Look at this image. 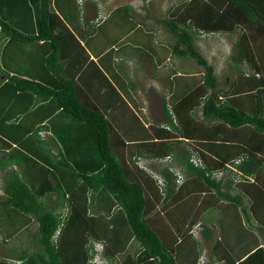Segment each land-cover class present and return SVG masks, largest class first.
<instances>
[{"label":"trees","instance_id":"trees-1","mask_svg":"<svg viewBox=\"0 0 264 264\" xmlns=\"http://www.w3.org/2000/svg\"><path fill=\"white\" fill-rule=\"evenodd\" d=\"M54 3L0 0V38L9 47L39 49L44 65L35 78L8 70L0 54L4 60H0L1 73L6 78L0 87V106L14 104L2 116L4 127L0 126V237L4 247L0 264H101L100 259L108 264H211L201 259L202 245L192 229L197 213L188 209L183 217L177 214L175 200L181 188L176 189L168 168L160 170L166 180L160 190L153 173H146L136 162L142 156L172 157L174 146L183 141L179 140L181 133L189 137L198 132L181 150L185 154L182 163L202 183L198 193L213 189L220 197L235 201L240 195L223 191V180L206 175V171L233 164L242 173L241 180L231 178L227 184L248 193L252 213L246 211V215L263 221L259 219L264 211L263 182L256 178L249 183L247 176L264 167V0H177L154 19L168 35L165 51L193 60L201 67L202 79L200 83L194 77L186 79L181 95L164 102L168 121L155 127L153 138L136 141L140 143L136 159L106 112L113 109L121 117L130 115V109L118 107L116 101L121 99L116 98L121 96L102 72L109 89L103 95L108 102L110 98L113 108L98 106L85 97V74L91 66L97 73L100 70L93 60L87 61L85 48L67 25V15ZM218 33L237 34L232 45L234 59L228 60L232 81L227 90L220 87L214 65L196 44L198 36ZM68 36L84 53L82 58L75 55L70 64L75 74L63 71L70 67L65 64L63 48ZM53 102L57 111L88 127L91 134L75 138L72 130L53 129L49 110L40 113L43 104ZM194 104L201 116L192 111ZM207 119H218L230 132L210 131L205 127ZM243 130H249L247 142H233L236 136L242 137L239 131ZM15 153L25 157L26 164L36 163L30 176L8 170ZM192 154L203 160L205 168L190 163ZM236 159H240L238 164ZM171 198L174 207L169 209L166 201ZM7 223H12L13 230ZM221 226L222 235L211 250L213 262L264 264V245L252 249L249 242L236 254L227 249L226 228ZM203 229L210 231L206 226ZM22 232L29 240L22 242L17 237ZM15 238L19 243L8 245Z\"/></svg>","mask_w":264,"mask_h":264},{"label":"crops","instance_id":"crops-1","mask_svg":"<svg viewBox=\"0 0 264 264\" xmlns=\"http://www.w3.org/2000/svg\"><path fill=\"white\" fill-rule=\"evenodd\" d=\"M54 6L56 9H59V11H63V14L67 15L66 11H71V7L73 9V17L69 21H67V25L72 29L74 36L78 39L81 45L85 48V51L88 55L87 61L89 59L93 60L95 64H97L98 69L100 70L99 73L94 71L93 66H91L90 70L88 71L89 74H85L84 77V85L82 86V92L85 94V97H88L92 101H96L98 106L101 107H107L111 106L113 107V103L111 104L110 98L108 102V97H104L103 92H106L109 90L107 88V84L105 82V79L103 75L110 81V83L114 86L115 90L117 91V95H120L116 99H121L118 103L116 101V104L118 107L122 108H129L127 116H121L131 119L134 126H128V130H134V127L136 128L137 134L136 135H130V134H124L122 133L125 138L126 142L129 143V147H126L129 154H132V157L136 159L137 151L139 153L140 150H137L140 146L136 141L137 140H148L150 138H153L155 136V127L162 126L163 124H166L168 121V117L166 116L163 104L164 102H168L169 100L173 99V97H179L178 95H181L179 93L183 90V83L185 80H181L178 77H185L186 79H191L192 77L197 78V82H201V75L202 71L201 68L199 70H196L194 72H186L183 71V66L185 67V62H193L195 66H198L193 60L186 58L185 56H178L176 55L175 58H173V55L166 52L163 56V59L159 58L158 60L152 61V58L149 55L145 56L144 62H146V67L148 66V69L150 73H146L145 69H142L141 65H136L135 62L129 63V53L126 51H120L118 55H115L114 49L112 48L110 52L104 53V51H101L97 45V42L95 41L98 37L93 34L88 35L90 28L89 24H92V21L94 23V18L97 16V12L102 11L103 22L99 23L98 29H102L104 24L110 20L114 19L112 17L113 14L115 16H118L120 13L121 20L119 21V18L117 19V24L120 25V23H123L125 21H133V15L131 14L130 9H134L136 13H140L141 15L146 14L145 8L140 9L136 8V5H134L133 0H86L82 4V10H83V16L86 18L85 23H80L78 19V12L75 10V7L78 5L75 0H54ZM71 2V3H68ZM128 5V6H126ZM79 6V5H78ZM81 7H79L81 9ZM125 11H128L126 14ZM71 15V16H72ZM114 16V17H115ZM148 18H142L139 17V20L137 19V22H144L146 27L148 28V31L153 30V23L154 19L150 20L149 15L147 14ZM135 26V22L132 23ZM96 25V27H97ZM137 25V24H136ZM139 25V24H138ZM96 30V29H95ZM99 31V30H98ZM121 31V29H120ZM131 32V30H122L121 34L119 35V41L123 42L126 41L128 38L125 36L128 34V32ZM144 32V35H142V39H139L140 43L148 42L152 43L151 39V32ZM159 32V31H158ZM162 33V34H161ZM161 37L165 35V39H168V35L164 30L160 31ZM99 35V34H98ZM151 35V36H150ZM111 38L107 40L111 45L110 47L116 45L117 38L116 33H111ZM103 37L104 36H99ZM237 37V34L235 38ZM82 38H85L82 39ZM88 38V39H87ZM125 38V39H124ZM67 41L65 44H63V48H65V64L70 66L67 69H63L66 73H73L75 74L73 68L71 67L75 62V57L77 54L79 55V58H82L84 56V53H81L82 51L78 47V43L74 42L72 37H66ZM0 54L2 55V58L7 61L8 64V70H18L19 72L23 74H28L30 76H34L35 78H39V73L42 70V58L41 54L39 53V49L35 50L32 48V50H24L20 49L18 46L16 47H9L8 45H5L7 43V40H4L0 38ZM104 40V39H103ZM166 40L164 42H166ZM4 46V48H3ZM33 47L38 48V45L34 44ZM2 49H4L2 51ZM153 49V48H151ZM107 50V49H106ZM2 51V52H1ZM156 51V50H155ZM127 55H126V54ZM155 54V53H153ZM76 55V56H75ZM118 57L119 60H116ZM151 56H153L151 54ZM0 59L3 63L4 60ZM123 60L119 62L120 60ZM64 60V59H63ZM62 60V61H63ZM126 60V61H125ZM168 62L167 69L163 68V70H167L168 72L163 71L160 69L161 62ZM182 61V62H181ZM0 62V63H1ZM121 63L118 64L117 63ZM143 62V63H144ZM42 64V65H41ZM72 64V65H70ZM77 64V63H75ZM44 66V65H43ZM170 66L172 68L170 69ZM176 66V67H175ZM215 67V66H214ZM6 69V68H5ZM102 72L103 75L100 73ZM230 72V71H229ZM168 73V75H165ZM215 73L217 74V70L215 68ZM231 73V72H230ZM78 74V73H77ZM76 74V76H77ZM163 74V75H162ZM180 75V76H178ZM218 75V74H217ZM146 76V77H145ZM193 78V80H194ZM5 76L1 73V67H0V87H3L4 84H6ZM167 79V81L165 80ZM164 80L166 82V91L165 89L162 90V82ZM232 81V75L230 82H227L228 87L225 88L221 86L220 87L224 90L229 89L230 84ZM140 83V84H139ZM99 92L96 93L94 90ZM165 91V93H164ZM115 93V91H113ZM143 93L142 100L144 99V104H141L140 99H138V94ZM115 95V94H114ZM116 97V96H115ZM17 98V96H15ZM123 100V101H122ZM12 101V100H11ZM122 101V102H121ZM154 101H159L158 106L160 108L161 117L158 119L154 118V115L152 114V110L154 109ZM13 103V102H12ZM196 104V103H195ZM192 105V111H194L197 115H199V106ZM14 104H6L5 106H0V126L4 127L5 123L3 122L2 116H4L6 113L9 112L8 108H10ZM148 108H151L150 110ZM49 110V114L51 115V119L53 121V124L51 127L53 129H57V127L61 128V130L65 133L67 131L72 130L73 134L75 135V138H81V137H88V135L91 134V130L88 129V127L82 126L80 123L73 122L71 118L68 116L61 114L60 111H57L56 104L53 102V104L47 105L43 104L42 108H40V113L45 115V112ZM149 111V112H148ZM120 115L122 114V111L119 110ZM115 115L112 112H110V115ZM132 114V115H131ZM136 115H139L141 117L140 121ZM159 117V116H158ZM112 119V117H110ZM143 123V124H142ZM205 123L211 131V129H215L218 134L221 132L229 133L230 129L229 126L225 125L224 123L220 122L218 119H207L205 120ZM69 125L70 127H68ZM55 126V128L53 127ZM0 127V128H1ZM143 128V132L140 131V128ZM119 130V128H117ZM9 129L7 130V132ZM120 131V130H119ZM139 131V132H138ZM244 131L245 137L243 138L242 132ZM239 131L242 137L236 136V139H231L233 142L237 143L240 142L242 144L247 142L246 134L249 133V130H243ZM126 132V131H125ZM216 133V134H217ZM199 136V133H195L194 135L189 136L190 138L195 137V139ZM24 136L23 140H25ZM67 137V136H66ZM188 136L184 134L179 135V140L182 139L180 143L175 145L176 152L171 153L172 157L169 162H158L157 160L149 157V156H142L139 157V162L141 161L142 164L137 165L143 169L145 167V172H155L156 174L162 176L165 183V176L161 174L160 170L162 168H168V166L176 167L183 175H184V181L183 183L176 187L178 189L181 188V195H178V198L175 200V206L177 207V214H182L181 217H183L184 213L188 209H192L193 214L197 213V223L202 227V230L199 232L198 229L195 231L196 238L199 239L202 245V253H201V259L204 261H208L211 264H221L219 262H213L211 259V250L213 248L214 244H218L217 240L220 235H222L219 230H221V224L225 225L226 227V239H227V249L229 247L232 251H234L236 254H239L241 250L245 249L246 244H251V248L253 249L255 246H263L264 245V211L259 215V219L263 218V221H257V217H255L253 214H251V217H248L246 215V211L250 208L251 199L248 193L240 192L241 188L239 186L234 185H228L227 183L230 182L229 179L233 177L231 173L227 172L225 176L220 179L223 180L224 188L223 191L228 192L231 195H240L238 198L235 197V201H230L229 197H220L213 189H211L208 193H198L200 189L201 181L198 180V178L195 176V174H192L185 164H183L184 156L185 154H181L183 149H186V145L188 141H190ZM26 141V140H25ZM2 142L0 141V145ZM132 144V146H130ZM55 146V145H54ZM53 146V147H54ZM248 146V143H247ZM248 149V148H247ZM252 149V148H250ZM145 153V152H144ZM257 156H259V153H256ZM14 156H16V159H14V162L8 166V170L10 169H18L23 175L24 173H27L28 176L32 174L36 170V163L35 162H27L25 157L18 155V153H15ZM131 157V155H129ZM157 165V166H155ZM12 167V168H11ZM39 167V166H38ZM154 167H157L154 168ZM169 171V170H168ZM258 171V172H257ZM255 173H251L249 176H247L250 181L249 183H252L256 178L259 180V182H263L264 186V167L257 170ZM5 172V171H2ZM170 173V171H169ZM171 174V173H170ZM192 174V175H191ZM151 175V174H150ZM25 176V175H24ZM152 176V175H151ZM171 178L173 179V175L171 174ZM174 180V179H173ZM183 189V191H182ZM179 190V191H180ZM172 198L167 200L166 202H170L168 205V208H173L174 205L172 204ZM237 201L240 203L242 202V205L237 203ZM174 203V201H173ZM173 206H172V205ZM245 209V210H244ZM7 210V209H6ZM218 210L219 213H210L212 211ZM249 213H252L248 211ZM195 215V214H194ZM225 215L224 219L223 216ZM254 216V217H253ZM258 219V220H259ZM250 222V224H248ZM218 225L219 230L216 233L215 226ZM12 223H7L6 227L13 230L11 228ZM204 226L208 227L210 231H213V236L207 233L205 231ZM214 227V228H213ZM193 229V228H192ZM34 230V229H33ZM208 234V235H207ZM245 235L242 239L237 241L239 239V236ZM216 235V237H215ZM18 237V235H17ZM237 238V240L235 239ZM1 239V237H0ZM16 242L17 238L11 240ZM10 241V242H11ZM22 241V237H21ZM27 241V240H26ZM2 243V241H1ZM3 247V243L1 248ZM4 249V247H3ZM3 249H0L2 251ZM238 256H242L241 254ZM244 258V257H243Z\"/></svg>","mask_w":264,"mask_h":264},{"label":"rangeland","instance_id":"rangeland-1","mask_svg":"<svg viewBox=\"0 0 264 264\" xmlns=\"http://www.w3.org/2000/svg\"><path fill=\"white\" fill-rule=\"evenodd\" d=\"M133 2H134L133 4L136 5V8H139V11H140V9L142 11V9L145 8L146 14L141 15L140 13H136V11L134 9H130L131 14L134 16L132 19L133 21H130V22L125 21L123 23H120V25H118L116 23L118 18H119V21L122 19L120 13L118 14V16H115V14H113L112 17L114 19L108 20L104 24V26L102 27L101 30L98 29V25L96 27V24L93 23V21H92V24H89L90 31H89L88 35L91 36V34H93V32H94L95 35L98 36L95 41L97 42L99 49L101 51H104V53L110 52L112 48L115 50L114 51L115 55H118L120 53V51H126L127 53H129V56H130L129 63L135 62L136 65L142 64L141 65L142 69H145L146 73H150L148 66L146 67V62H144L145 56L149 55L152 58V61L158 60L159 58L163 59V57H164L163 55L166 53L165 47H167V43H168L167 40H169V38L166 40L165 35H163V37H161L162 33L160 34V31L163 30V28L157 23L156 20H154L152 36H151L152 43H148V42L140 43L139 39L143 38L142 35H144L145 30H148V28L146 27L144 22H140V21L137 22V19L139 20L140 16L142 18H148L147 14L149 15L150 20L155 19V18H160L162 16L161 14H165V12L167 11V9H169L170 6L174 5L175 3L177 4V0H133ZM68 3H71V2H68ZM126 6H128V5H126ZM79 7L80 6L77 5L75 7V10L78 12V19H79L80 23L83 24L87 20L83 16L82 7H81V9ZM66 13H68L67 19L69 21L73 17L72 7H71V11L68 12V10H67ZM103 21L104 20L100 21L99 23H101ZM134 22L137 24V27H135L134 24H132ZM120 29H121V31L124 29L125 30H131V32L129 31L128 34L125 36L126 38H128L126 41H123V42L119 41V35L122 33L120 31ZM112 32L116 33L117 43H115L116 45L110 47L111 44L109 42H107V40L109 38H111L110 35ZM99 36H104V38L99 37ZM235 36H236V33H233V34L218 33V34L209 35V36H198L196 38V44H197L198 49L207 58V60L215 66V68L218 72L217 74L219 77V82H220L221 86H223L225 88L228 87L227 82H230V80H231V73L229 72L228 60L234 59V56H233L234 51H233L232 45H233L234 41L236 40ZM84 40H85V38H84ZM165 40H166V43L164 42ZM151 48H153V49H151ZM153 53H155V54H153ZM151 54L153 56H151ZM118 57L119 56H117L116 60H119ZM175 57H176V55L174 54L173 58H175ZM121 61H123V60L121 59L119 62H121ZM119 62L117 63V65L121 64ZM167 66H168L167 61L161 62L160 69H162V70H163V68L167 69ZM171 68H172V66H170V69ZM200 68L201 67L195 66V64L193 62H187V60H186L185 67L183 66L182 69H184L183 71H186V72H194L196 70H199ZM194 69H196V70H194ZM163 71L168 72L167 70H163ZM166 75H168V73H166L163 76H166ZM178 76H180V75H178ZM178 78H180L181 80H186L185 77H178ZM165 80L167 81V79H165ZM161 83H162V90L165 89V91H166V88H165L166 82L164 80H162V82H160V84ZM165 91H164V93H165ZM142 97H144L143 93L139 92L138 99H140L141 104H144L145 101H144V99L142 100ZM154 102H155L154 103L155 108L154 109L148 108V109L149 110L151 109L152 114L154 115V118L158 119L161 117L160 108L158 106L159 101H157V102L154 101ZM106 112L109 113V115H110V112H112V110H110L108 108V109H106ZM199 115L201 116L200 110H199ZM110 117H112L114 123L117 125V127L119 128V130L122 133L130 134V135H136L137 134L135 127H134L133 131L127 129V125L128 126H134L133 124H135L134 122L131 121V119L126 118V117H120L118 115H113V114L110 115ZM136 117L139 120L141 119V117L139 115H136ZM140 121H143V120H140ZM140 131L143 132L142 127L140 128ZM138 164L141 165L142 162L140 161V162H138ZM155 166H157V165H155ZM154 168L157 169V167H154ZM215 212L219 213L218 210L212 211L210 213H215ZM224 217H225V215L223 216V219H224ZM34 226H36V225H33L32 228H34ZM223 227H226V226L223 225ZM215 230H216V233H218L217 232L219 230L218 225L215 226ZM209 234H211L212 236L214 235L212 230L209 231ZM18 236L22 237V242L29 240L27 234L23 235V232L18 234ZM215 237H216V235H215ZM16 242H18V240ZM10 244L13 246L16 245V243H14V241H11V242L9 241L8 245H10ZM100 245L98 244L97 246L99 247ZM1 246H2V243H1V239H0V249H3V247L1 248ZM97 262L101 263V264L102 263L108 264V262L106 260H102V259L97 260Z\"/></svg>","mask_w":264,"mask_h":264},{"label":"built area","instance_id":"built-area-1","mask_svg":"<svg viewBox=\"0 0 264 264\" xmlns=\"http://www.w3.org/2000/svg\"><path fill=\"white\" fill-rule=\"evenodd\" d=\"M84 1L85 0H76L77 4L79 6H81L84 3ZM102 18H103L102 11H99L97 16L94 18V23H98L100 20H102ZM171 117H173V121H175L174 116L172 115ZM170 160H171V157L166 156L165 158L158 159L157 161L166 163V162H169ZM189 161L195 167L205 168V164H204L203 160L200 157H198L197 155L192 154L189 158ZM239 161H240V159H236L234 161V163L238 164ZM143 168H145V167H143ZM168 170L173 175V179H174L176 187L180 186L184 181V175L176 167H173V166H168ZM229 170H231V171H229ZM227 172L232 174V176H233L232 178L234 179V182H238L241 180L240 175L242 173L233 164H228L227 169H217V170L206 171V175H209L211 178L220 180L225 176V174ZM153 176L157 180V183L160 186V190H161V188L165 185L164 179L162 178V176H160L154 172H153ZM199 227H200L199 223H196L193 226L194 233H195V231H197V229Z\"/></svg>","mask_w":264,"mask_h":264},{"label":"clouds","instance_id":"clouds-1","mask_svg":"<svg viewBox=\"0 0 264 264\" xmlns=\"http://www.w3.org/2000/svg\"><path fill=\"white\" fill-rule=\"evenodd\" d=\"M77 3V2H76ZM139 162V160L136 162V163H138ZM175 183V182H174Z\"/></svg>","mask_w":264,"mask_h":264}]
</instances>
